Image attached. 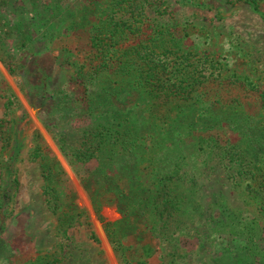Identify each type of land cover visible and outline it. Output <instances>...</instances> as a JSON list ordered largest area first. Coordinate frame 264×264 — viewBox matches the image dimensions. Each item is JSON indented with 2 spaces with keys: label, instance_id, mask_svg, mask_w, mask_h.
<instances>
[{
  "label": "rangeland",
  "instance_id": "1",
  "mask_svg": "<svg viewBox=\"0 0 264 264\" xmlns=\"http://www.w3.org/2000/svg\"><path fill=\"white\" fill-rule=\"evenodd\" d=\"M22 1L0 4V264H234L233 250L244 241L264 261V177L259 194H248L244 174L212 141L188 127L168 132L159 118L154 141L161 154L137 170L148 208L131 233L109 241L103 221L120 214L104 195L100 220L80 179L118 150L111 138L117 127L129 140V129L146 119L139 105L119 119L85 107L73 73L88 70L99 53L76 28L81 0ZM132 3L116 15L139 28H125L118 48L154 35L166 76L187 81L211 70L264 89V0L259 9L245 0ZM219 94H238L249 111L257 107L236 87ZM213 132L219 142L238 139L225 124ZM35 150L57 161L53 179ZM168 171L171 178L158 181ZM74 205L83 211L64 228L60 217Z\"/></svg>",
  "mask_w": 264,
  "mask_h": 264
},
{
  "label": "trees",
  "instance_id": "2",
  "mask_svg": "<svg viewBox=\"0 0 264 264\" xmlns=\"http://www.w3.org/2000/svg\"><path fill=\"white\" fill-rule=\"evenodd\" d=\"M132 1L81 0V15L76 26L87 34V49L99 53V58L90 64L88 70L73 73L80 84L85 107L89 110L98 108L103 114L110 116V119H119L132 105H139V111L141 110L146 119L135 123L129 129V140L125 139L127 133L119 131L117 127L116 132L119 135L111 138L113 146L115 140L118 143V150L109 153L101 164L80 179L97 214L104 195H109L120 214L116 220L103 221L105 234L109 241L115 244L119 242L117 237L133 231L139 214L148 208V196L144 195L137 170L140 162L145 159L150 162L151 158L161 154L155 150V118L165 124L164 128L168 132L175 128L188 127L192 131L196 130L194 132L199 136V140L212 141L222 151L229 164L237 172L244 174L248 194H259L264 177V89L238 75L221 76L220 72L211 70L197 71L194 80L187 81L166 76L159 71L163 63L155 47L154 35L149 37V41L139 39L136 43L118 48L119 35H122L125 28H139V25H132L127 22V18H122V13L116 15L120 9L134 6ZM245 1L253 8L259 9L262 0ZM3 2L5 0H0V4ZM22 3L24 4V0ZM231 86L244 94L253 95L257 101L256 109H245L238 94L228 98L219 94L220 90ZM9 95L5 96V105L9 102ZM223 124L230 127L238 139L234 142H219L213 131L221 128ZM142 137L150 140L142 143L139 141ZM100 138L108 140V137ZM37 152L35 150L33 154L40 156L42 171L49 180L53 175V179L56 173L59 174V170L52 169V166L58 165L57 161H49L45 155ZM151 168L155 171L154 167ZM167 173L171 172L161 173L158 181L163 178L170 179L172 174ZM54 204L52 203L53 208ZM154 206L152 203L151 208ZM259 209L264 210L263 203ZM80 211H77L75 205L71 206V209L67 210V217L63 220L60 217V224L65 225V228L71 223L68 220H78ZM97 216L103 220L99 214ZM3 250L4 245L0 240V251ZM257 255L244 241L240 247L233 250L232 257L235 258L234 264H264Z\"/></svg>",
  "mask_w": 264,
  "mask_h": 264
}]
</instances>
